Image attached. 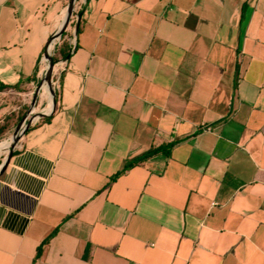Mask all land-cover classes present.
Here are the masks:
<instances>
[{"label":"crops","instance_id":"obj_1","mask_svg":"<svg viewBox=\"0 0 264 264\" xmlns=\"http://www.w3.org/2000/svg\"><path fill=\"white\" fill-rule=\"evenodd\" d=\"M66 1L0 0V142ZM76 4L55 110L0 164V264H264V0Z\"/></svg>","mask_w":264,"mask_h":264},{"label":"bare ground","instance_id":"obj_2","mask_svg":"<svg viewBox=\"0 0 264 264\" xmlns=\"http://www.w3.org/2000/svg\"><path fill=\"white\" fill-rule=\"evenodd\" d=\"M74 2H75L74 0L70 1L69 5L65 8L63 15L67 11H68V13L66 14V16L64 18H62L61 22H58L56 24L55 31L52 34V39L48 44L47 55L54 51L55 46L57 44L56 36H58L60 34V31L62 29L63 24L65 25L67 22V19L70 17L71 12L73 11V8H74ZM63 30L61 31V34H62ZM55 42H56V44H55ZM49 68H50V63L45 62L44 66L42 67L41 74H40L42 78H41V84H40V88H39L37 103H35V106H34L33 110L31 111V114L36 113V116L30 120V128L35 125V120H37L38 118L39 119L44 118L45 115L48 112H51V110H52L53 85L51 82V78L50 79L48 78ZM43 103H46L47 107H49V106H51V107L50 108L45 107V110H43L41 112H37V110L39 109V107ZM23 125H24V123H22L21 125L18 126V128L16 129L14 134L11 135V138H18L21 136V134L23 132ZM17 146H18L17 144L12 143V139L1 142L0 143V155L7 156L9 154V152L11 154L12 150L15 149ZM10 154H9V156H10ZM9 156L7 158H9Z\"/></svg>","mask_w":264,"mask_h":264},{"label":"rangeland","instance_id":"obj_3","mask_svg":"<svg viewBox=\"0 0 264 264\" xmlns=\"http://www.w3.org/2000/svg\"><path fill=\"white\" fill-rule=\"evenodd\" d=\"M70 1L71 0H67L66 1V6H65V8L69 5V3H70ZM76 6H77V4L75 5V14L73 15V17L71 18V20H70V22H69V26L66 28V29H64V24H63V26H62V29H61V31L63 30V32H62V34H61V31H60V34L58 35V36H56V38H57V44H56V42H55V44H56V46H55V49H54V51L55 50H57L59 47H61L69 38H72L73 36V34H74V32H75V29H76V25H77V10H76ZM68 13V11L62 16V18H64L65 16H66V14ZM54 33V32H53ZM50 41V40H49ZM53 51V52H54ZM58 55L57 56H55L54 58H53V62L55 63V67H54V70H53V73H52V85H53V94L55 93H57V91H58V78H59V75H60V65H59V63L61 62L60 60H58ZM41 76H40V78H39V82H38V84H37V86L36 87H38V86H40V84H41ZM34 93H35V89H32L31 91H30V93L28 94V96H26V98H27V104L24 106V109L21 111V113H22V115H27L28 113H30V120L32 119V118H34L35 116H36V113L35 114H31V111L33 110V108H34V106H35V104L32 106L31 104H32V101H33V98H34ZM37 103V102H36ZM45 107H47V105H46V103H43V104H41V106L39 107V109L37 110V112H41V111H43V110H45ZM51 106H49V107H47V108H50ZM37 120H39V118L37 119ZM37 120H35V122L37 121ZM18 128V126L15 128V130L12 132V134L11 135H13L14 134V132L16 131V129ZM10 135V136H11ZM1 142H4V140L3 141H1ZM0 142V143H1ZM6 158V156L5 155H0V164H1V162L4 160Z\"/></svg>","mask_w":264,"mask_h":264},{"label":"water","instance_id":"obj_4","mask_svg":"<svg viewBox=\"0 0 264 264\" xmlns=\"http://www.w3.org/2000/svg\"><path fill=\"white\" fill-rule=\"evenodd\" d=\"M75 2H74V8H73V11L71 12V15H70V17L67 19V22H66V24L64 25V28L66 29L68 26H69V22H70V20H71V18L73 17V15L75 14V5H76V3H77V0H74ZM77 31H78V25L76 26V30H75V34H77ZM51 39H52V37H51ZM51 39H50V41H51ZM49 41V42H50ZM49 42H48V44H49ZM71 43H72V38H69L68 40H67V45H68V47H71ZM48 44H47V47H46V50H45V55H44V62H49L50 63V68H49V72H48V78L50 79L51 78V82H52V73H53V70H54V67H55V63L53 62V58L56 56V55H58L59 53H60V51L59 50H55L54 52H51V53H49L48 55H47V52H48ZM39 88H40V86H38V87H36V89H35V93H34V98H33V101H32V106L37 102V99H38V93H39ZM56 94L54 93L53 94V105H52V112H54V110H55V107H56ZM22 123H24V125H23V132H22V134H21V136L20 137H18V138H11V137H8V138H4V139H2L1 141H7V140H10V139H12V143L13 144H19L20 143V141H21V139L23 138V136L26 134V132L30 129V113H28L27 115H26V117L25 118H23V120L19 123V125H21ZM18 125V126H19ZM14 150V149H13ZM13 150H12V152H11V154H10V156H9V158H7L6 159V161H8L10 158H11V156H12V154H13Z\"/></svg>","mask_w":264,"mask_h":264},{"label":"trees","instance_id":"obj_5","mask_svg":"<svg viewBox=\"0 0 264 264\" xmlns=\"http://www.w3.org/2000/svg\"><path fill=\"white\" fill-rule=\"evenodd\" d=\"M58 49H59V51H60V53L58 54V57H57L58 60H60V61H61V60H66V59L70 56V51H71V49H69V47H68V45H67V41H66L61 47H59ZM56 56H57V55H56ZM4 89H6L4 86H0V91H1V90H4ZM49 114H50V112H48V113L45 115V117L42 118V119L40 120V122L43 121L44 119H46V118L49 116ZM20 120H22V117H20ZM4 129H5V126H0V135H1V132H2ZM160 151H162L161 148H152L147 154H145L143 157L139 158L138 160H142V159H145V158L151 157V156H153V155L159 153ZM138 160H137V161H138ZM134 164H135V162L128 163V164L125 166L124 170H123L121 173L117 174V176H116L115 178H117L119 175H121V174H122L124 171H126L127 169L131 168ZM115 178H114V179H115Z\"/></svg>","mask_w":264,"mask_h":264},{"label":"built area","instance_id":"obj_6","mask_svg":"<svg viewBox=\"0 0 264 264\" xmlns=\"http://www.w3.org/2000/svg\"><path fill=\"white\" fill-rule=\"evenodd\" d=\"M74 42H75V39L73 38V40H72V43H73V44H72V45H74ZM72 49H73V47H72Z\"/></svg>","mask_w":264,"mask_h":264}]
</instances>
